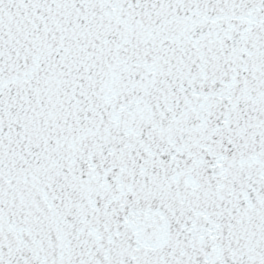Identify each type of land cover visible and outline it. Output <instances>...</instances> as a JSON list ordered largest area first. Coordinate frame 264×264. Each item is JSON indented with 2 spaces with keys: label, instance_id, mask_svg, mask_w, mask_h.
Segmentation results:
<instances>
[{
  "label": "snow or ice",
  "instance_id": "1",
  "mask_svg": "<svg viewBox=\"0 0 264 264\" xmlns=\"http://www.w3.org/2000/svg\"><path fill=\"white\" fill-rule=\"evenodd\" d=\"M0 264H264V0H0Z\"/></svg>",
  "mask_w": 264,
  "mask_h": 264
}]
</instances>
